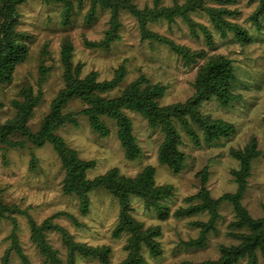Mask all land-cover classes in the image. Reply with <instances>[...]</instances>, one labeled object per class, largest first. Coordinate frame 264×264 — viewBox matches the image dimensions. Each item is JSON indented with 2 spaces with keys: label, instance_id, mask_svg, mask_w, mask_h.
<instances>
[{
  "label": "rangeland",
  "instance_id": "obj_1",
  "mask_svg": "<svg viewBox=\"0 0 264 264\" xmlns=\"http://www.w3.org/2000/svg\"><path fill=\"white\" fill-rule=\"evenodd\" d=\"M68 1L72 3V9L67 20H64L65 3L62 0H25L17 5L16 31L23 33L26 54L24 60L15 65L11 80L0 83V124L14 117L13 101L21 99V90L30 86L33 94L40 89L41 98L33 108L27 126L32 133L39 129L50 111L52 100L64 87L61 62L64 43L69 42L72 47V65L81 64V77L94 72L98 81L110 80L120 67L123 68L121 81L105 94L108 97L119 95L130 82L141 80L142 86L148 82L165 87L159 98L160 105L184 102L194 95L198 67L209 58L222 55L230 59L235 76L231 90L236 98L227 106L211 98L202 101L199 110L203 115L231 123L234 131L210 144L202 140L196 144L176 123L180 135L178 147L186 156L185 165L179 172H173L158 160L164 135L151 128L137 112L128 109L125 112L141 148L135 159L125 157L116 136V125L108 117L104 118L110 129L107 135L100 136L93 131L87 117L81 113L84 104L79 100L68 102L62 109L64 113L71 112L79 124L67 123L55 131L81 159L94 161V165L86 169L88 178L112 167L125 175L135 176L143 168L152 166L156 185H172L173 193L164 201L169 207L165 218L146 209L141 198L130 196V214L145 226L160 227L157 239L161 255L152 257L145 247L142 249L148 264L218 259L221 245L238 243L232 233L244 231L229 225L235 219L232 204L222 201L218 205L214 229L207 232L202 246L187 242L199 235L200 228L194 222H206L209 214L203 211L176 217L173 212L180 206L199 202V199L186 198L200 190L204 170L205 186L213 198L224 192H234L237 185L231 169L238 168L239 162L231 149H241L255 138L259 154L251 161L241 203L252 217L264 215V10L255 14L260 0H123L139 12H161L174 5L185 6V11L181 9L180 14H172L171 18L164 15L149 17L146 28L185 46L195 54L192 61L184 59L165 43L145 38L138 16L127 8L119 9L117 14L118 37L108 46H100L96 43L104 42L106 31L111 27L110 8L96 6L93 19L87 21L89 2ZM189 4H195V7L190 8ZM229 23L244 28L248 38L240 40ZM41 68L46 70L43 76ZM197 133L201 135V130L197 129ZM16 137L21 144H3L0 148V201L15 205L19 210L11 214L15 224L11 218L0 220V264L4 258L6 264H24L18 250L30 264H45L30 237L29 217L38 224L50 218L51 222L64 228L74 242L110 248L107 263L75 251V264H120L126 257L127 234L113 235L119 215L117 199L103 188L93 189L89 192V208L82 212L78 199L62 191L65 171L52 144L46 141L35 145L26 135L17 134ZM45 232L47 242L57 250L61 264H66L68 251L62 232L55 229ZM234 264H248V259L242 257ZM256 264H263L258 251Z\"/></svg>",
  "mask_w": 264,
  "mask_h": 264
},
{
  "label": "trees",
  "instance_id": "obj_2",
  "mask_svg": "<svg viewBox=\"0 0 264 264\" xmlns=\"http://www.w3.org/2000/svg\"><path fill=\"white\" fill-rule=\"evenodd\" d=\"M25 0H0V83L11 80V72L16 64L25 58L26 47L23 42V33L16 31L17 25V5ZM65 3L63 10L64 20H67L72 9V3L62 0ZM79 3L85 0H77ZM90 8L86 16L87 21L94 17L96 6L110 8L112 16L110 18L111 27L106 31L104 42L96 43L108 46L109 42L116 39L117 14L119 9L127 8L137 15L140 25L143 28V36L150 40L165 43L169 48L181 54L186 60L192 61L195 54L180 44L175 43L168 37L146 28V20L149 17L164 15L171 18L172 14H180L184 9L178 5L163 8L161 12H139L134 6L127 5L123 0H86ZM197 3V1H196ZM190 5V4H189ZM195 4L190 5L194 8ZM264 10V0H260L256 15ZM214 11V10H213ZM158 12V13H155ZM219 12L215 15L218 16ZM256 20V19H255ZM227 25L228 23L224 22ZM230 26L236 31V36L240 40L247 39V31L237 24ZM219 28L224 29V26ZM71 45L64 43L62 48L61 62L63 65L64 87L52 100L50 111L45 115L37 131L31 132L27 126V121L41 98V91L33 94L30 86L21 90V99H15L13 106L15 115L4 124H0V148L5 145H17L22 142L17 140L16 135H26L35 145H41L48 141L52 144L58 154L62 167L65 171L62 179V191L65 194L75 196L79 201V209L86 212L89 208V192L96 188H103L117 199L119 205L118 222L113 230L114 236L127 234L124 248L126 257L120 264H148L142 253L143 247L148 250L152 257L161 255L162 249L157 236L160 234L158 225L145 226L144 223L130 214V196H137L142 199L144 207L154 210L159 218L168 216V205L164 202L173 193L172 185H156L152 166H147L135 176H128L120 173L116 167L108 169L106 172L88 178L86 169L94 165L93 160L81 159L77 151L67 146L65 140L55 131L64 124L77 126L78 119L71 115V112L64 113L65 105L72 100H79L84 104L81 113L87 117L89 125L100 136L109 133V127L104 118L108 117L116 125V136L120 145L124 149L125 157L135 159L141 153V148L133 133L132 122L125 112V109L137 112L142 116L149 126L158 129L164 139L158 151V160L165 164L173 172H179L185 165L186 156L179 149L180 135L176 123L190 135L196 144L201 140L205 144H210L222 137L230 136L234 127L231 123L219 119L211 118L209 115L200 113L199 106L202 101L216 98L222 105L227 106L236 98L232 93L233 79L235 78L230 59L220 55L209 58L198 67L194 81L195 92L184 102H175L165 105L159 104V98L163 96L165 87L161 84L145 83L141 85V80H134L125 86L124 90L114 97L105 95L108 91L118 86L123 77L124 70L119 68L116 75L110 80L98 81L94 72H89L83 77L80 76L81 64L72 65ZM46 70L41 68L42 76ZM201 130V135L197 133ZM231 154L238 160L239 167L231 169L236 189L234 192H224L220 196L213 198L205 186L206 170L202 172V183L200 190L186 200L199 199V202L185 207H178L173 215L185 217L197 212L206 211L209 218L206 222H194L200 228L198 237L191 239L187 244L202 246L205 243L207 232L214 229V222L218 216V205L222 201L232 204L235 219L230 222V227L234 229H244L232 235L238 240L234 245H221L220 257L216 260L190 261L182 260L172 264H234L240 258L247 257L248 264H256L257 251L260 253L264 264V215L258 218L252 217L241 203L242 196L246 190L248 176L250 175L251 161L259 151L256 139L252 138L241 149H231ZM34 166V163H32ZM19 212L15 205H9L0 201V220L11 218L15 224L14 212ZM30 237L35 242L40 253L44 257L45 264H61V259L57 250L53 249L45 237L46 230L55 229L62 232L63 241L67 245L68 258L66 264H75L74 253L78 251L83 256H92L102 263H107L110 248L106 245L92 246L85 243L74 242L71 235L59 224L51 222L46 218L39 224L29 217ZM14 242H16L13 235ZM24 264H30L29 259L18 250ZM4 258L2 264H6Z\"/></svg>",
  "mask_w": 264,
  "mask_h": 264
}]
</instances>
